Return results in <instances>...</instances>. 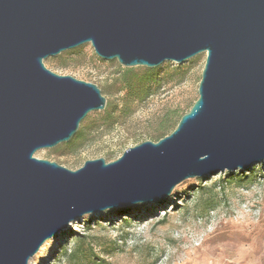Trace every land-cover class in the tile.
<instances>
[{
    "label": "water",
    "instance_id": "water-1",
    "mask_svg": "<svg viewBox=\"0 0 264 264\" xmlns=\"http://www.w3.org/2000/svg\"><path fill=\"white\" fill-rule=\"evenodd\" d=\"M90 44L126 68L205 53L176 128L71 171L34 154L68 143L106 99L43 61ZM264 162V0H0V264H28L90 214L161 204L191 178Z\"/></svg>",
    "mask_w": 264,
    "mask_h": 264
},
{
    "label": "rangeland",
    "instance_id": "rangeland-1",
    "mask_svg": "<svg viewBox=\"0 0 264 264\" xmlns=\"http://www.w3.org/2000/svg\"><path fill=\"white\" fill-rule=\"evenodd\" d=\"M205 57L201 53L181 64L164 62L156 67L158 75L143 79L138 75L132 86L141 91L132 92L137 102L130 115L112 125L103 120L105 109L93 111L85 119L94 128L86 131L76 150L69 153L62 143L39 150L34 157L75 171L86 160L113 162L127 148L156 142L161 120L167 114L187 113L198 98ZM43 63L57 75L95 84L106 103L125 95L115 92L120 87L114 80L121 70L140 74L148 69L100 59L90 44L48 57ZM148 85H153V91L142 100V90ZM142 205L83 216L46 241L28 264H64V253L71 250L75 234L116 241L111 254H106L107 248H96L106 264H264V162L246 171L187 179L163 203Z\"/></svg>",
    "mask_w": 264,
    "mask_h": 264
},
{
    "label": "trees",
    "instance_id": "trees-1",
    "mask_svg": "<svg viewBox=\"0 0 264 264\" xmlns=\"http://www.w3.org/2000/svg\"><path fill=\"white\" fill-rule=\"evenodd\" d=\"M157 70L158 68L144 69V71L141 72L140 74L134 73L133 69L121 70L117 74V79L114 80V85L118 84L120 87L115 92L116 94L125 92V95L122 96L120 99H117L114 103H108V102L106 103V107L104 110V119H103L104 122H106L107 124L114 125L116 124V121L117 119H119V117L121 116L126 117L130 115L132 104L134 102H137V97L132 92L134 91L137 94L138 91L139 92L141 91L139 88H138V91L133 89L132 80L138 77V75H141L140 76L141 79L145 77L148 78L153 75L156 76L158 75ZM152 86L153 85L144 86V89L142 90L144 97L142 98V100H144L151 94V92L153 91ZM182 115H184V113L179 116L167 114L166 117H164V119H162L160 122L159 129H158L159 135L156 141L165 137L166 135H169L176 128ZM86 122H87V119H84L80 123L79 129L76 135L68 143L63 144L64 146L69 148L68 149L69 153L76 150L80 142L85 140L87 133H89L91 129L94 128L92 125H86ZM142 206H143L142 204H139V205H134L132 207L125 208V209H118V210H111V211L113 212L129 211L133 209H138ZM115 243L116 241L114 243L111 241L106 242L105 240L97 239L96 237H92L89 235H83V234L76 235L75 234V241L73 243L71 250H69L68 252L66 251L64 253V256H63L65 259L64 264H106L104 259H100L98 257L96 253V248H100V247H103L104 249L107 248L105 251L107 252L106 254H111L115 250Z\"/></svg>",
    "mask_w": 264,
    "mask_h": 264
}]
</instances>
